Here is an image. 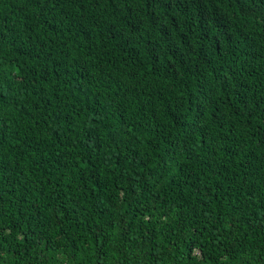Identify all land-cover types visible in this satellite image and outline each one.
<instances>
[{
	"label": "trees",
	"instance_id": "1",
	"mask_svg": "<svg viewBox=\"0 0 264 264\" xmlns=\"http://www.w3.org/2000/svg\"><path fill=\"white\" fill-rule=\"evenodd\" d=\"M0 264H264V0H0Z\"/></svg>",
	"mask_w": 264,
	"mask_h": 264
}]
</instances>
